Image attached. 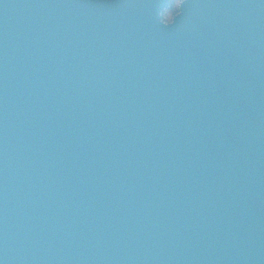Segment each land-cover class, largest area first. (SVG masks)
<instances>
[{
  "label": "water",
  "instance_id": "obj_1",
  "mask_svg": "<svg viewBox=\"0 0 264 264\" xmlns=\"http://www.w3.org/2000/svg\"><path fill=\"white\" fill-rule=\"evenodd\" d=\"M0 0V264H264V0Z\"/></svg>",
  "mask_w": 264,
  "mask_h": 264
},
{
  "label": "trees",
  "instance_id": "obj_2",
  "mask_svg": "<svg viewBox=\"0 0 264 264\" xmlns=\"http://www.w3.org/2000/svg\"><path fill=\"white\" fill-rule=\"evenodd\" d=\"M177 4L178 0H171L169 2L168 8L163 12L162 19L166 22H169L173 15L177 13Z\"/></svg>",
  "mask_w": 264,
  "mask_h": 264
}]
</instances>
